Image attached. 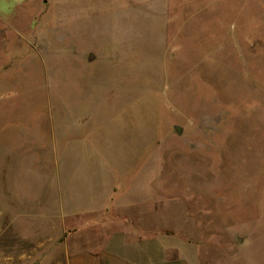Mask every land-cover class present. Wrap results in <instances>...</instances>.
Returning <instances> with one entry per match:
<instances>
[{
	"label": "rangeland",
	"instance_id": "374dc122",
	"mask_svg": "<svg viewBox=\"0 0 264 264\" xmlns=\"http://www.w3.org/2000/svg\"><path fill=\"white\" fill-rule=\"evenodd\" d=\"M75 8L0 0V159L17 160L31 211L55 179L63 208L111 195L109 206L187 242L199 264H264V0ZM38 136L53 149L36 168ZM38 224L13 225L33 240Z\"/></svg>",
	"mask_w": 264,
	"mask_h": 264
},
{
	"label": "crops",
	"instance_id": "0c3cea01",
	"mask_svg": "<svg viewBox=\"0 0 264 264\" xmlns=\"http://www.w3.org/2000/svg\"><path fill=\"white\" fill-rule=\"evenodd\" d=\"M47 1L37 0L42 4ZM30 36L36 38L33 33ZM36 47L39 48L32 45ZM34 143L33 151L37 154L32 161L36 168L41 163L46 166L52 143L40 136L33 140ZM28 145L23 142L7 147L9 152L22 151L18 147ZM26 150L29 152V148ZM23 156L24 153L20 156V166L25 163ZM17 164V160L9 161L8 157L0 159V205L13 210L12 218L0 223V264H199L191 255L187 242L159 231L153 226L152 218L147 220L141 210L109 206L114 198L111 195L105 199L106 204L98 208H63L57 199L58 182L51 179L46 185H39L40 191L36 194L43 199L39 209L32 212V201L18 193L20 178L14 174ZM22 216L39 222L33 240L21 239L17 232L20 228L13 225L15 219Z\"/></svg>",
	"mask_w": 264,
	"mask_h": 264
},
{
	"label": "water",
	"instance_id": "95a60500",
	"mask_svg": "<svg viewBox=\"0 0 264 264\" xmlns=\"http://www.w3.org/2000/svg\"><path fill=\"white\" fill-rule=\"evenodd\" d=\"M90 57H91V56H90ZM176 130H177L178 133L180 132V130H178L177 128H176Z\"/></svg>",
	"mask_w": 264,
	"mask_h": 264
}]
</instances>
